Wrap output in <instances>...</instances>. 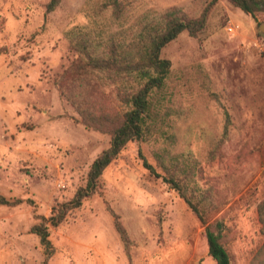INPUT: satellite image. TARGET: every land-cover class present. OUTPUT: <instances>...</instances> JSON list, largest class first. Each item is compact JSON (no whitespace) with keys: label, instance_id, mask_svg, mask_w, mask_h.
<instances>
[{"label":"rangeland","instance_id":"374dc122","mask_svg":"<svg viewBox=\"0 0 264 264\" xmlns=\"http://www.w3.org/2000/svg\"><path fill=\"white\" fill-rule=\"evenodd\" d=\"M48 1L0 0V195L24 199L0 205V264H215L205 225L162 179L166 170L207 224L221 223L230 264L263 255L264 8L251 16L230 0H119L115 17L110 0H59L47 12ZM173 6L191 17L205 12L204 28L161 49L170 67L149 94L143 138L123 147L80 207L48 225L54 251L45 259L31 227L74 196L109 145L107 133L79 122L55 79L83 44L103 55L112 37L124 61L136 60L139 42ZM95 76L121 111L128 106L116 91L146 81ZM109 207L132 240L129 254Z\"/></svg>","mask_w":264,"mask_h":264},{"label":"trees","instance_id":"16d2710c","mask_svg":"<svg viewBox=\"0 0 264 264\" xmlns=\"http://www.w3.org/2000/svg\"><path fill=\"white\" fill-rule=\"evenodd\" d=\"M230 1L251 16L258 9L264 8V0ZM58 3L59 0H49L46 11H52ZM109 3L114 16L119 17L121 13L119 0H110ZM159 18L158 29L151 30L139 42L136 60L124 61L125 59H122L118 54L116 39L112 37L109 47L103 55L91 54L87 46L83 44L81 47L82 55L75 58L55 79L56 88L77 113L79 122L93 130L107 133L109 145L102 149L91 162L86 182L75 191L74 196L66 202L58 203L56 211L52 215L43 218L41 223L31 227V230L40 237L45 259L49 258L54 251L49 239L48 225L57 226L64 220L70 209L80 207L82 201L94 193L104 169L116 159L123 147L129 141L143 138L145 118L149 111V94L153 88L162 86L170 67V61L160 56L161 49L182 31H187L189 35L196 36L206 23L205 12L197 17H191L175 6L163 10ZM95 72L107 73L113 79L120 78L124 74L128 76L135 73L146 78V81L134 92L120 89L116 91L119 100L128 106L126 110L121 111L114 106L110 99L111 96L101 88ZM143 165L150 173L159 176L145 158H143ZM166 173L168 176L163 175L162 179L172 184V187L179 192L200 222L205 225L208 254L215 261V264H230L229 252L222 241L221 223L215 222L214 228L211 224H207L200 210L184 193L180 181L169 170H166ZM183 178L185 180L187 176ZM182 179L180 178L181 181H183ZM23 201L24 199L20 197L10 199L0 195V205L16 206ZM109 211L113 216L114 228L119 234L125 251L129 254L132 240L119 220V216L110 207ZM257 211L261 230L264 233V198L258 203ZM262 253L263 249L256 253L249 264H264V254L262 255Z\"/></svg>","mask_w":264,"mask_h":264},{"label":"water","instance_id":"95a60500","mask_svg":"<svg viewBox=\"0 0 264 264\" xmlns=\"http://www.w3.org/2000/svg\"><path fill=\"white\" fill-rule=\"evenodd\" d=\"M261 30H263V27H261Z\"/></svg>","mask_w":264,"mask_h":264}]
</instances>
